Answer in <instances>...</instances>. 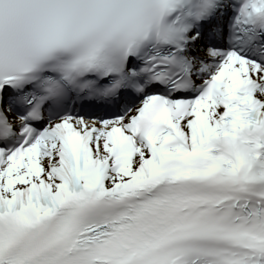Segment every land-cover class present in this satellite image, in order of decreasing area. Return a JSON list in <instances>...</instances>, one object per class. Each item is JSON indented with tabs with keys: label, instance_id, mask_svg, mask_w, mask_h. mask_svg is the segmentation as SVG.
Returning <instances> with one entry per match:
<instances>
[{
	"label": "snow or ice",
	"instance_id": "6c2138e0",
	"mask_svg": "<svg viewBox=\"0 0 264 264\" xmlns=\"http://www.w3.org/2000/svg\"><path fill=\"white\" fill-rule=\"evenodd\" d=\"M0 264H264V0H0Z\"/></svg>",
	"mask_w": 264,
	"mask_h": 264
}]
</instances>
